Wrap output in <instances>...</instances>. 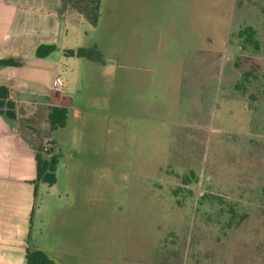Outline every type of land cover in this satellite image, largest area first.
Returning a JSON list of instances; mask_svg holds the SVG:
<instances>
[{
  "label": "rangeland",
  "instance_id": "374dc122",
  "mask_svg": "<svg viewBox=\"0 0 264 264\" xmlns=\"http://www.w3.org/2000/svg\"><path fill=\"white\" fill-rule=\"evenodd\" d=\"M96 7L71 44L104 66L68 60L33 242L56 264H264V0Z\"/></svg>",
  "mask_w": 264,
  "mask_h": 264
},
{
  "label": "crops",
  "instance_id": "0c3cea01",
  "mask_svg": "<svg viewBox=\"0 0 264 264\" xmlns=\"http://www.w3.org/2000/svg\"><path fill=\"white\" fill-rule=\"evenodd\" d=\"M98 1L0 0V59L22 61L0 67V85L7 88L15 111L14 118L0 113V264H24L27 247L47 254L33 242L31 230L44 200L49 198L51 206L59 195L49 193L50 185L34 182L35 153L50 140L51 150L56 143L55 129L47 121L50 107L77 110L67 95L66 77L73 71L68 60L75 57L65 56L63 50L80 47L71 41L86 33L87 26L95 27ZM41 43L54 44L55 49L36 57L34 49ZM56 77L62 81L59 91L54 89Z\"/></svg>",
  "mask_w": 264,
  "mask_h": 264
},
{
  "label": "trees",
  "instance_id": "16d2710c",
  "mask_svg": "<svg viewBox=\"0 0 264 264\" xmlns=\"http://www.w3.org/2000/svg\"><path fill=\"white\" fill-rule=\"evenodd\" d=\"M238 36L242 37L245 43L252 45L255 49L258 48V42L254 38V29L251 26H245L238 31ZM55 49L54 44L41 43L34 49V55L36 57H44ZM63 53L68 57L85 58L91 61H95L99 64H103L102 54L98 50L95 44L84 47L64 49ZM22 64L21 60L14 58H2L0 59V67L2 66H19ZM0 113L4 114L8 118L15 117L14 103L8 97V90L5 86L0 85ZM68 116V109L64 106H51L47 114V121L50 124L52 130L63 127L66 125ZM53 144V141H49ZM59 161V155L54 154L51 147L48 150H44L43 146H39L35 153L36 162V177L34 182L39 181L52 185L56 182V166ZM189 182L188 175L182 176V183L187 184ZM24 264H56L45 252L38 248L27 247L25 263Z\"/></svg>",
  "mask_w": 264,
  "mask_h": 264
},
{
  "label": "built area",
  "instance_id": "2783aa9c",
  "mask_svg": "<svg viewBox=\"0 0 264 264\" xmlns=\"http://www.w3.org/2000/svg\"><path fill=\"white\" fill-rule=\"evenodd\" d=\"M61 86H62V81L59 77H56L55 80H54V89L56 91H59L61 89ZM51 144L48 142L46 143L44 146H43V149L44 150H48L50 148Z\"/></svg>",
  "mask_w": 264,
  "mask_h": 264
}]
</instances>
